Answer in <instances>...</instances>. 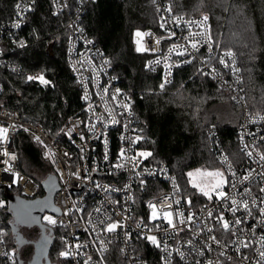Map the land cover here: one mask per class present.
Returning a JSON list of instances; mask_svg holds the SVG:
<instances>
[{"label":"built area","instance_id":"1","mask_svg":"<svg viewBox=\"0 0 264 264\" xmlns=\"http://www.w3.org/2000/svg\"><path fill=\"white\" fill-rule=\"evenodd\" d=\"M34 3L19 0L0 30V67L21 69L9 56L25 45L20 32ZM160 13L157 30H142L148 35L139 38L147 54L145 67L159 72L160 86L172 83L177 68L195 63L198 72L231 90L243 105L235 135L237 160L211 128L212 150L226 185L211 196L198 191L204 197L198 203L184 192L167 162L141 155L149 152L142 147L143 129L131 97L77 16L68 23L67 62L80 85L82 109L58 134L8 110L0 80V128L7 129V140L0 141V187H16L26 200L38 197V185L19 167L15 139L24 133L40 145L58 186L55 210L46 211L41 223L61 231L62 252L70 253L62 256L63 264H264V112L247 107L238 57L215 46L206 15H179L163 4ZM109 225H116L115 230L109 231ZM147 237H155L159 246ZM17 260V247L0 219V264Z\"/></svg>","mask_w":264,"mask_h":264},{"label":"trees","instance_id":"2","mask_svg":"<svg viewBox=\"0 0 264 264\" xmlns=\"http://www.w3.org/2000/svg\"><path fill=\"white\" fill-rule=\"evenodd\" d=\"M18 1L0 0V30L13 17ZM34 1L20 32L25 45L9 56L21 69L0 67L4 106L20 111L26 120L54 135L69 117L80 113V85L67 62L68 23L80 16L82 28L109 58L120 85L131 97L134 116L143 129L142 147L149 151L150 160L167 162L184 192L197 198L198 203L204 201L189 173L219 167L212 150V127L228 152L237 151L235 135L243 105L231 90L198 72L195 63L177 68L172 83L161 87L159 72L145 67L147 54L137 51L134 34L148 28L157 30L162 4L179 15H206L215 46L229 49L238 57L247 107L255 113L264 112V0ZM37 72L49 83L28 79ZM15 142L21 153V171L38 185L37 198L44 197L52 168L41 158L40 145L24 133H19ZM17 191L16 187H0V219L6 225L10 243L20 245V259L27 261L32 246L21 248L14 226L18 234L27 235L24 225L15 222L10 208V196L24 199ZM55 231L53 248L62 253L63 235ZM36 233L41 235L40 227Z\"/></svg>","mask_w":264,"mask_h":264},{"label":"rangeland","instance_id":"3","mask_svg":"<svg viewBox=\"0 0 264 264\" xmlns=\"http://www.w3.org/2000/svg\"><path fill=\"white\" fill-rule=\"evenodd\" d=\"M138 31L143 33L142 30H138ZM138 31H136V33ZM136 33L134 34V40H135L136 48H137V46H138L137 40L139 38L136 36ZM140 46L143 47V41L142 40H140ZM225 116L231 117V115H228V114H226ZM227 120H229V119H227ZM230 150H229V152H230ZM147 152H149V151L147 150ZM235 152H236V150H232L230 152V155L233 157V159L237 160V157H236L237 153H235ZM209 172H212V173L219 172V173H222V176H220V177H209V176L203 175L204 173H209ZM191 174H192V175H190L191 182L194 185L199 184L201 187L206 189V191L209 193L210 196L215 192V190H213V185L216 184V182L218 180H223V183L220 185L219 188H223L226 185V174L221 167H215V168L212 167L209 169H197V170L192 171ZM49 181H50V179H48L46 181V184L48 186L50 185ZM195 188L200 193L204 194V192H202L200 190V188H198V187H195ZM205 196H208V195H205ZM17 202H19V201H15L14 203H13V201L10 202V206H12V204H13L12 211L14 213V219L17 222L23 223V225L25 226L23 231H25V234L28 236V238L32 237L33 241L37 240L39 237V234L36 233V228L38 226L33 223V219L29 215V213L22 206H19ZM32 264H46V258L44 255L42 257V251L38 247L37 248L35 247V254L33 256Z\"/></svg>","mask_w":264,"mask_h":264},{"label":"water","instance_id":"4","mask_svg":"<svg viewBox=\"0 0 264 264\" xmlns=\"http://www.w3.org/2000/svg\"><path fill=\"white\" fill-rule=\"evenodd\" d=\"M49 182H50V185L46 186V195L42 198L26 200V199H18V198H14V197L10 196V202L13 201V203H14L15 201H19V202H17L18 205L22 206L29 213V215L33 219V223L35 225H38L41 228V230H42V228H44V225L41 223L42 215L46 211H54L55 210V207L53 206V196H54L55 191L58 190V186H57L56 182L53 183V179H50ZM12 207H13V204H12V206H10V208L12 209ZM15 222L18 223L19 225H23V223L17 222L16 220H15ZM17 230H18V227L14 226V231H15V234L17 235L16 237H17L18 241H19V239L21 241L22 236L17 233ZM43 245H44L43 241H40L38 243V246H43Z\"/></svg>","mask_w":264,"mask_h":264},{"label":"flooded vegetation","instance_id":"5","mask_svg":"<svg viewBox=\"0 0 264 264\" xmlns=\"http://www.w3.org/2000/svg\"><path fill=\"white\" fill-rule=\"evenodd\" d=\"M25 227V226H23ZM39 227V226H38ZM42 233L38 237L37 240L33 241V238L30 239L28 236L22 235L21 242V248L25 245L32 246L31 247V252L29 254V258H27V261L20 259L19 254H18V248H20V245L17 247V257L19 259V264H32L33 261V256L35 254V247L39 248L42 251V257L43 255L46 258V264H61L60 263V252H58L54 247L55 239H56V231L54 229L50 230L48 228H42ZM18 241V242H19ZM40 241H43L44 245L43 246H38V243ZM19 242V243H20Z\"/></svg>","mask_w":264,"mask_h":264},{"label":"snow or ice","instance_id":"6","mask_svg":"<svg viewBox=\"0 0 264 264\" xmlns=\"http://www.w3.org/2000/svg\"><path fill=\"white\" fill-rule=\"evenodd\" d=\"M204 19L207 20V17H205ZM16 26L19 27V24H17ZM144 35H148V34L147 33H141L139 31L136 33V36L138 38H141ZM137 45H138L137 46V51H144L145 50L142 46H140V40L139 39L137 40ZM193 47H195V45H193ZM28 79L29 80L39 79L40 82L43 83V84H48L49 83V81H47V80L44 79L43 75H41L39 77H29ZM161 87H163V85H161ZM6 133H7V129L6 128H0V141L7 140ZM4 155H9V153L7 151H5L4 152ZM141 155H150V153H141ZM249 155H251V153H249ZM13 158H15V157L13 156ZM262 158H264V157H262ZM5 163H7V161H5ZM189 175H192V174L189 173ZM203 175H206V176H209V177H220V176H222V173H219V172H215V173L209 172V173H204ZM222 183H223V180H218L216 182V184L213 185V190H215V188H219ZM195 186L198 187V188H200V190L202 192H204V195H209V193L207 191H204V188L201 187L199 184H195ZM262 191H264V190H262ZM220 195L223 196L224 193L221 192ZM0 206H2V205H0ZM152 207L154 208V206H152ZM244 207H247V205L245 204ZM153 218H155V211L153 212ZM46 219H48L49 222L52 223V224H55L56 223V221L55 220H52L51 217H46ZM169 222L171 223V220L170 219H169ZM236 223L239 224L240 221L237 220ZM223 227L225 229H228L229 228L228 223L227 222H224ZM115 228H116V225H109L108 230L109 231H113V230H115ZM147 239H149L153 244H156L157 246H159V244H158V242H157V240H156L155 237H147ZM245 247H247V245H245ZM60 255L61 256H68V255H70V253L69 252H62V253H60ZM261 255L264 256V252H262Z\"/></svg>","mask_w":264,"mask_h":264}]
</instances>
